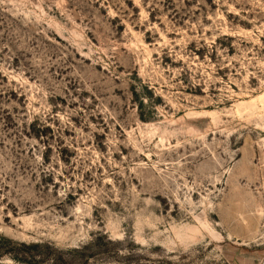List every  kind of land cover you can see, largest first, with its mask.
Masks as SVG:
<instances>
[{
	"label": "rangeland",
	"instance_id": "rangeland-1",
	"mask_svg": "<svg viewBox=\"0 0 264 264\" xmlns=\"http://www.w3.org/2000/svg\"><path fill=\"white\" fill-rule=\"evenodd\" d=\"M0 264H264V0H0Z\"/></svg>",
	"mask_w": 264,
	"mask_h": 264
}]
</instances>
